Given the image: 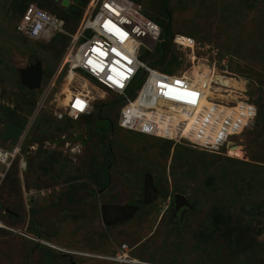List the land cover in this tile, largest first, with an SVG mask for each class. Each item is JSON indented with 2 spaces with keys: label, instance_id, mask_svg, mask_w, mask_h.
I'll return each instance as SVG.
<instances>
[{
  "label": "rangeland",
  "instance_id": "rangeland-1",
  "mask_svg": "<svg viewBox=\"0 0 264 264\" xmlns=\"http://www.w3.org/2000/svg\"><path fill=\"white\" fill-rule=\"evenodd\" d=\"M67 1L63 6L62 0H0V146L8 143L1 135L14 123L23 124L22 131L28 127L32 137L25 141L26 172L15 165L0 181V264H69L64 252L72 253L76 264H264V107L255 126L254 121L231 138L235 145H228V152L216 154L118 128L117 107L108 104L120 98L104 96L88 79L95 98L89 113L68 117L63 100L67 89L82 90L81 81L68 83L65 70L57 74L86 6L81 8L85 0ZM131 1L166 23L172 41L175 35L195 41L193 50L172 42L161 64L164 73L183 75L209 96V78L192 70L214 67L235 78L218 76L226 92L243 86L254 104L263 96L264 0H168V18L163 0ZM29 4L64 19L62 37L33 41L19 34L16 25ZM148 51L140 45L139 60L146 64ZM37 62L41 86L28 90L20 71ZM242 70L257 80L259 91ZM56 113H62L61 120ZM145 175L156 196L143 205ZM175 194L196 204L178 219L169 212ZM105 204L138 209L128 220L107 226L100 217ZM123 244L131 263L84 257L112 259Z\"/></svg>",
  "mask_w": 264,
  "mask_h": 264
},
{
  "label": "built area",
  "instance_id": "built-area-1",
  "mask_svg": "<svg viewBox=\"0 0 264 264\" xmlns=\"http://www.w3.org/2000/svg\"><path fill=\"white\" fill-rule=\"evenodd\" d=\"M143 12L142 6L131 0H89L77 30L70 35L57 75L65 70L67 78L73 72L81 79L94 82V88L104 96L112 93L122 99L124 103L117 121L121 129L173 142L183 141L210 153L228 152V145H235L231 138L255 121L256 105L244 93L243 86L233 94L226 92L229 88L219 83L218 76L235 79L230 73H216L214 67H206L202 72L193 69V75L209 78L206 84L212 92L207 96L202 87L190 85L183 75L167 74L140 61V45L144 44L152 52L161 40V28ZM64 27L59 17L29 4L20 16L16 31L29 40L47 41L63 34ZM173 43L183 49L195 47V41L185 35H175ZM139 76L141 84L127 96ZM55 81L51 82L52 86ZM47 95L48 92L43 93L38 110ZM94 100L83 88L71 91L63 109L68 117L76 120L89 113ZM161 101L176 106L172 114L160 107ZM55 117L61 120L63 115L56 113ZM28 133L26 127L10 147L0 146V181L15 160L19 171H25L22 151ZM112 260L131 263L125 244Z\"/></svg>",
  "mask_w": 264,
  "mask_h": 264
},
{
  "label": "trees",
  "instance_id": "trees-1",
  "mask_svg": "<svg viewBox=\"0 0 264 264\" xmlns=\"http://www.w3.org/2000/svg\"><path fill=\"white\" fill-rule=\"evenodd\" d=\"M38 1V0H37ZM77 1V0H76ZM87 2H88V0H85V1H83L82 3H81V8H83V7H85L86 6V4H87ZM45 4V3H44ZM43 4V5H44ZM167 5H168V0H165V3H164V5H162L161 4V6H162V12H163V16H165V18L167 17H169L167 14H165V12H164V10H167ZM27 6V5H26ZM26 6L22 9V12H21V14L24 12V10H25V8H26ZM66 9H69V10H74V9H76L77 10V8H74L73 6H69L68 8H66ZM79 13V12H78ZM144 14L150 19V20H152L153 22H155L157 25L159 24L160 26H161V24H163V26H159L160 28H161V40H160V43H158V45L156 46V48L152 51V52H147V59H149V57L148 56H150V59H149V62L147 63V65L148 66H151V67H153L154 69H157V70H159V71H162V72H164V71H167V69L165 68H162L161 67V64L162 63H164L165 61H166V58H167V54L169 53V51H170V46L172 45V35H171V32H170V27H168L167 25H166V23H164L163 21H160L159 19H155V20H153L151 17H150V15H149V12H145V10H144ZM57 17H59L60 18V16H58L57 15ZM64 20V19H63ZM74 20H77V14H76V16H75V18H74ZM65 21V20H64ZM158 21V22H157ZM65 28H66V21H65ZM60 37H62V34H58V35H56L55 37H53V39H57V38H60ZM152 56V57H151ZM173 58H169V60L166 62V64H169V62H171V60H172ZM247 72V70H242V73L243 74H245V77H247V78H249L250 80H252V82H254V84H255V86H257L256 87V89H257V91H259L260 90V87L258 86V83H257V80L256 79H254L251 75H249V74H247L246 73ZM173 73V72H172ZM171 73V74H172ZM140 85V84H139ZM139 85H138V87H139ZM260 94V93H259ZM258 94V95H259ZM263 96H264V94H263ZM263 96H259V97H257L256 98V108H257V116H256V118H255V123H254V126L256 125V122L258 121V118L260 117V111H261V109H263V107H264V104L261 102L262 101V98H263ZM123 103L124 102H120L116 107V126L118 127V128H120L119 126H118V123H117V121H118V116H119V111H120V108H121V106L123 105ZM110 105H113V104H108V107H110ZM84 116H86V115H84ZM18 122V121H17ZM100 123H98V125H99ZM23 127H24V125L23 124H21V123H14V124H12V125H10V126H7L6 127V132L4 133V134H2L1 135V137L5 140V141H7L8 143L5 145V146H3V147H10L18 138H19V136H20V134H21V132H22V129H23ZM121 129V128H120ZM31 136V133L29 134V136H27V138H26V140L25 141H27L28 142V139H29V137ZM32 137H30V139H31ZM163 140V139H162ZM166 141H168V140H166ZM2 145H4V144H2ZM26 143H25V145H24V147H23V151H22V153H23V156H25V157H27V151H26ZM26 152H25V151ZM227 160H229V159H227ZM25 161H27V158H26V160ZM254 161V160H253ZM234 162H237V161H234ZM257 162H259V161H257ZM16 163V164H15ZM18 161L17 160H15L13 163H12V165H11V167L9 168V170L7 171V173L5 174V176H4V178H5V180L6 179H8L9 177V174L14 170V166L16 165V168L18 169ZM237 163H240V164H244V162H237ZM27 167H28V163L26 162V169H25V171L24 172H26V170H27ZM21 172V171H20ZM23 172V171H22ZM4 178H3V180H4ZM31 202H34V200H31ZM142 203V201H140V204ZM32 204V203H31ZM196 204L195 203H193L191 206L192 207H194ZM213 213H214V210H213ZM214 215H215V213H214ZM248 222L251 224V220H248Z\"/></svg>",
  "mask_w": 264,
  "mask_h": 264
},
{
  "label": "water",
  "instance_id": "water-1",
  "mask_svg": "<svg viewBox=\"0 0 264 264\" xmlns=\"http://www.w3.org/2000/svg\"><path fill=\"white\" fill-rule=\"evenodd\" d=\"M165 0H163L162 5H164ZM68 1L62 0V5L67 6ZM21 85L26 87L28 90H35L41 86L42 80V68L39 62L35 63L32 68L27 70H21ZM141 81V76L135 81L131 90L127 94L130 96L132 89ZM120 102L122 99L119 100ZM156 196V190L153 186L152 179L145 175L143 178V193H142V204L146 205L151 203ZM179 208L184 210L190 209L191 205L187 199L181 194H175L172 196L171 205L169 208L170 213H175ZM137 206L128 205H102L100 206V217L104 225H114L131 218L136 210ZM10 213V212H9ZM11 214V213H10Z\"/></svg>",
  "mask_w": 264,
  "mask_h": 264
},
{
  "label": "bare ground",
  "instance_id": "bare-ground-1",
  "mask_svg": "<svg viewBox=\"0 0 264 264\" xmlns=\"http://www.w3.org/2000/svg\"><path fill=\"white\" fill-rule=\"evenodd\" d=\"M76 78V80H78V81H81L80 83H81V87L84 89V92L86 91V92H88V93H90V91L88 90V85H89V83L85 80V79H81V78H79L76 74H74L73 72H70L69 74H68V76H67V78H66V81L68 82V83H70V82H72L74 79ZM186 81V80H185ZM188 82V81H187ZM67 83V84H68ZM65 84V83H64ZM63 84V85H64ZM66 84V85H67ZM190 85H192V84H190ZM193 86H195V85H193ZM65 87V86H64ZM195 87H198V86H195ZM199 88H201V87H199ZM65 89V88H64ZM67 94H66V98L63 100V103L64 104H66L67 102H68V100H69V98H70V95H71V91L69 90V89H67ZM65 97V96H64ZM160 107L162 108V109H165V110H167V111H170L171 112V114L173 113V110L176 108V106H174L172 103H170V102H165V101H161L160 103ZM206 104V103H205ZM205 106H208V105H205ZM63 107H64V105H63ZM159 107V108H160ZM209 107V106H208ZM97 257V256H96ZM108 260H112L111 258H107ZM131 262V261H130ZM136 264V263H135Z\"/></svg>",
  "mask_w": 264,
  "mask_h": 264
},
{
  "label": "flooded vegetation",
  "instance_id": "flooded-vegetation-1",
  "mask_svg": "<svg viewBox=\"0 0 264 264\" xmlns=\"http://www.w3.org/2000/svg\"><path fill=\"white\" fill-rule=\"evenodd\" d=\"M120 99H116L115 101H114V106H117L119 103H120V101H119ZM101 125H103L102 127H106L107 125H108V122L107 121H100L99 122ZM170 205H171V202H170V204H169V208H170ZM184 211V209H182V208H179L178 210H177V212H175V213H170V215H171V217H173V218H175V219H178L179 218V216L181 215V213ZM117 224H119V223H117ZM115 225V224H114ZM58 251H62V249H59ZM62 253H63V251H62ZM72 253H70V252H67V254H65V252L63 253V254H61V256H63V257H65V258H67V260H68V263L69 264H76V262L75 261H73V258H72V255H71ZM97 256V257H96ZM84 257H89V258H95V259H107V258H105L104 256L103 257H101V256H98V255H96V254H93V253H91V254H87L86 256H84ZM88 261H85L84 263H87Z\"/></svg>",
  "mask_w": 264,
  "mask_h": 264
},
{
  "label": "clouds",
  "instance_id": "clouds-1",
  "mask_svg": "<svg viewBox=\"0 0 264 264\" xmlns=\"http://www.w3.org/2000/svg\"><path fill=\"white\" fill-rule=\"evenodd\" d=\"M189 37V36H188ZM173 74V73H172Z\"/></svg>",
  "mask_w": 264,
  "mask_h": 264
}]
</instances>
